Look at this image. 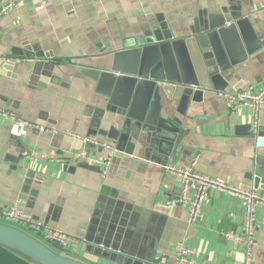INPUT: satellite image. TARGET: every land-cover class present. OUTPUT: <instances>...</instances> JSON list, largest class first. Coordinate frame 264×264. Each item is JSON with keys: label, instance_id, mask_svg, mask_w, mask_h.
Wrapping results in <instances>:
<instances>
[{"label": "crops", "instance_id": "obj_1", "mask_svg": "<svg viewBox=\"0 0 264 264\" xmlns=\"http://www.w3.org/2000/svg\"><path fill=\"white\" fill-rule=\"evenodd\" d=\"M263 3L23 0L0 23V55L13 59L0 63V108L17 119L0 116V219L4 209L18 204L36 222L87 238L74 253L84 264H173L182 244L195 251V264H244L243 245L223 235L243 233L244 201L214 190L200 221L191 226L187 205L179 202L182 181L164 167L194 168L254 189L246 178L261 150L258 136H247L248 125L256 129L254 108L232 107L215 92L191 102L180 116L182 142L166 160L135 140L119 144L109 138L112 123L102 99L80 69H104L117 50L145 45L162 27L170 38H188L204 18L225 13L248 17L262 42L261 49L237 67L238 77L226 93L258 91L264 87ZM258 123L264 140V111ZM40 127L47 130L41 132ZM85 136L115 145L118 153L104 165L108 152L86 148L77 138ZM84 149L88 158H77ZM112 197L156 216L143 232L125 228L122 252L103 258L96 246ZM255 230L254 264H264V209L256 215Z\"/></svg>", "mask_w": 264, "mask_h": 264}, {"label": "water", "instance_id": "obj_2", "mask_svg": "<svg viewBox=\"0 0 264 264\" xmlns=\"http://www.w3.org/2000/svg\"><path fill=\"white\" fill-rule=\"evenodd\" d=\"M165 30L155 31L145 45L117 50L104 69L84 67L80 73L95 84V93L102 99L112 123L109 138L119 144L135 140L167 160L182 142L180 116H185L190 103L201 102L205 94L226 93L238 77L237 67L256 54L262 42L248 17L225 13L204 18L188 38H170ZM246 130L247 136H258L261 148L246 178L255 190L264 191V140L252 125ZM106 211L109 218L101 225L103 234L96 246L97 256L103 258L122 252L119 244L125 228L143 232L150 217L156 216L140 207H125L114 197ZM0 247L26 264H84L1 223Z\"/></svg>", "mask_w": 264, "mask_h": 264}, {"label": "built area", "instance_id": "obj_3", "mask_svg": "<svg viewBox=\"0 0 264 264\" xmlns=\"http://www.w3.org/2000/svg\"><path fill=\"white\" fill-rule=\"evenodd\" d=\"M23 0H3L0 4V23L10 12L17 8ZM45 2L47 0H39ZM264 9V3L261 6ZM12 58L0 55V63H9ZM225 98L230 106L243 105L254 108L255 127L258 128L259 113L264 111V87L258 91H242L238 94L219 93ZM0 116L17 121L14 114L5 112L0 108ZM41 132L46 131L44 127L39 128ZM87 148L90 146L103 149L108 152L104 165H108L118 149L115 145L102 142L92 137H77ZM79 159L88 158L86 149L76 155ZM168 174L178 177L182 181L181 197L179 202L186 204L188 208L187 222L195 226L200 221L202 209L212 191L217 190L228 195L241 198L245 203V215L243 222V233L236 234L233 232L224 233V237L229 241L242 244L244 247V264H254V251L257 246L255 236L256 215L259 210L264 209V194H260L255 189H246L230 183L222 177H212L202 174L194 168H183L175 164H168L165 167ZM5 220L21 224L32 232L42 236L51 243H59L64 251L76 253L78 247L85 239L69 236L63 229L43 224L33 220L32 216L22 210L18 204H14L2 211ZM105 249L103 245L100 246ZM195 251L184 244L177 248L176 260L173 264H195Z\"/></svg>", "mask_w": 264, "mask_h": 264}, {"label": "rangeland", "instance_id": "obj_4", "mask_svg": "<svg viewBox=\"0 0 264 264\" xmlns=\"http://www.w3.org/2000/svg\"><path fill=\"white\" fill-rule=\"evenodd\" d=\"M0 223L4 224V225H8L11 227H14L16 229H19L25 233H27L28 235H30L31 237L37 239L38 241H40L41 243L45 244L46 246H48L52 251H54L55 253L58 254H62L64 256H70L72 258L75 259H80L82 261H84V259L82 257L77 256L76 254L72 253V252H68V251H64L62 248L56 247L53 243L49 242L48 240L44 239L42 236L36 234L35 232L30 231L28 228H26L25 226L18 224V223H13V222H9L5 219H0ZM2 248V247H0ZM3 249V248H2ZM5 250V249H4ZM6 251V250H5ZM8 252V251H7ZM11 254V253H10ZM16 257V256H15ZM18 258V257H16ZM19 259V258H18ZM21 260V259H20ZM22 261V260H21Z\"/></svg>", "mask_w": 264, "mask_h": 264}, {"label": "trees", "instance_id": "obj_5", "mask_svg": "<svg viewBox=\"0 0 264 264\" xmlns=\"http://www.w3.org/2000/svg\"><path fill=\"white\" fill-rule=\"evenodd\" d=\"M0 264H26L14 255L0 248Z\"/></svg>", "mask_w": 264, "mask_h": 264}]
</instances>
